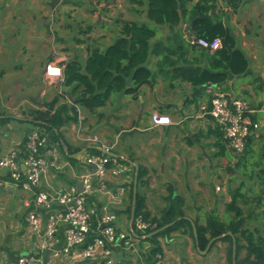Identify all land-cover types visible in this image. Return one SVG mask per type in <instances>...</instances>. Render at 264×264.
<instances>
[{"label":"crops","instance_id":"obj_1","mask_svg":"<svg viewBox=\"0 0 264 264\" xmlns=\"http://www.w3.org/2000/svg\"><path fill=\"white\" fill-rule=\"evenodd\" d=\"M37 1L35 0L34 3L37 4ZM218 5L227 9L225 0H218ZM37 6L41 13L33 14L28 21V25L34 31L42 28L47 32V35H50V28L53 27L55 41L62 34H65L67 44L70 39L73 40L72 45L68 44L63 48L70 50V53L65 52L66 55H60L53 51L41 59V74L46 81L50 79L49 84L56 83L57 78L46 75L47 63L61 65L59 66L61 68L64 63L72 60L78 61L82 65L85 64L91 52H104L121 36L120 30L125 21L146 22L152 24V27L154 26L146 18V0H58L54 9L49 8L51 13L59 9L58 14H62L59 15L60 19L47 16V11L42 4ZM68 6L75 8L82 6L84 9L82 14L74 15L69 13ZM75 18L78 21L73 23ZM224 22L231 29L236 45L244 51L248 67L244 73L238 76L229 75L221 83L220 88L228 94L246 101L252 111L249 114L251 119L264 125V0H241L238 9L233 13L229 11ZM50 23L52 24L50 25ZM187 24L185 22L181 24L186 31H188L185 29ZM155 27L156 35L152 39V43L163 41L169 33V29L166 27ZM189 33V36H193L191 32ZM175 56L172 55L173 58ZM160 57V55L152 54L148 60L147 66L155 72L157 71L151 84H143L131 93H110L103 106L91 110L89 114H84L85 120L83 119L80 128L77 127L75 130V125L71 126L73 131L68 138H64L63 149L66 152L68 147L65 146L68 144L70 150L75 152L73 155L76 156L80 168L79 173H81L78 175L70 172L73 175L71 179L66 180L63 170L65 167L72 170V167L63 157L59 146L56 145L63 169L62 171L61 169L58 171L49 170L46 175L41 176L40 188L51 192L76 182L83 172L91 169V166L80 162V157L89 152L88 147L97 146L92 144L89 139L92 136L98 137L101 143L110 146L111 155L118 160L125 161L128 170L125 175L113 177L108 181L110 189H114L116 186L125 188V192L120 198L108 199L107 196L96 192L92 194V197L97 204L107 203L110 209L116 213V225L127 232H130L131 227L132 200L130 201L129 191L131 182L133 185L135 178L137 182L136 167L138 170L139 165L147 168V171L146 178H142L143 182L137 184L136 190L145 196L149 209L154 210L150 209L152 214L157 216L160 208L164 207L163 203L157 209L159 204L156 201L166 195V185L171 183L174 191L184 198L185 217L192 222L197 219L201 223V220H204V211H206L205 201L208 208L216 200L215 191L212 189L213 184L216 180L217 182L223 181L228 173L232 174V172L227 173V167L232 166L229 163L236 160L228 145L220 138L221 136L217 135L216 128L212 126L211 116L202 109V106L206 104L207 97L203 96L201 99L199 96L195 100L194 96H198L200 89L194 88L188 81L180 78L172 80V86H169L168 80L157 70L159 66L157 61ZM186 57L188 60L186 65L192 58V64L204 65L206 62L205 58L201 60L194 58L190 51L187 52ZM179 65H183V62L181 61ZM253 80L254 82H252ZM127 85L130 87L131 83L128 82ZM55 86L57 89H61L58 84ZM254 86H259L262 89L260 92L262 96H259V100L256 98L259 90L255 92ZM247 90L250 91L248 94L254 96L252 97L255 100L253 105H250L249 101L242 97ZM186 96L187 99L184 101ZM66 102L70 103L68 99ZM59 103L61 104V102ZM62 104L66 103L62 102ZM40 107L46 108L45 102L41 103ZM153 112L169 117L170 123L154 126L150 120V114ZM0 116L10 117L7 122L0 123V154L9 152L11 149L22 148L26 135L30 131L27 129L23 130L20 135L15 134L14 130L18 129L19 123L23 121L22 117L20 119V116L14 113H1ZM128 132L131 133L130 138L139 136L138 142L122 140L121 136ZM146 134H149V138L147 142H144ZM198 136H201V140L207 143V149L198 142ZM76 175H78L77 180L75 179ZM0 181L2 182L0 186V264L13 261L20 255H34L45 260L49 257L50 251L39 249L40 231H31L26 223V216L29 211L35 209L41 218L42 231L48 215L57 205L54 203L49 208H37L34 204L33 193L15 186L4 171L0 172ZM65 181H67V185H65ZM187 187H190V193L186 192ZM15 205L23 207L22 220H18L15 216L18 215L17 208L12 212L13 220L5 221L3 215L9 212L10 206ZM145 237L147 236L131 233L127 243L116 245L112 253L114 264H138L139 259L145 264L152 262L154 257L140 255L141 248L144 251V247H150V242L144 240ZM58 238L57 247H60L64 241L62 228L58 231ZM159 241L164 258L157 264H189L185 256L180 255V246L185 247L184 252H190L191 249L197 252L195 240L187 232L174 231L165 237H159ZM217 243L216 247H221V241ZM219 258L220 262L226 264L227 258L223 250ZM72 263L75 262L65 255H61L55 260V264ZM76 263L87 264L88 261L83 260Z\"/></svg>","mask_w":264,"mask_h":264},{"label":"trees","instance_id":"obj_2","mask_svg":"<svg viewBox=\"0 0 264 264\" xmlns=\"http://www.w3.org/2000/svg\"><path fill=\"white\" fill-rule=\"evenodd\" d=\"M240 2L241 0H225L227 9H224L218 5V0H146V18L154 26L146 22L125 21L120 30L121 36L104 52H91L83 65L75 60L64 63L60 88L70 87L67 91L72 97V102L56 107L55 104L59 98L67 94L57 89L55 96L45 103V109L33 110L31 120L35 126L48 132L51 140L59 146L65 160L72 165L77 163L76 156L73 155L75 152L70 150L68 144L65 146L68 147L67 151H64L65 139L61 130L62 126L76 122L78 107L83 106L91 111L103 106L112 92L131 93L143 84H151L157 71L147 66L150 55L161 56L157 61L159 65L157 70L170 82L169 86H172V80L176 78L188 81L196 89L208 82L220 86L229 75L238 76L244 73L248 67L246 55L236 45L231 29L224 22L229 11L235 12ZM183 22H192L191 28L197 37L207 39L219 37L221 46L215 50H209L191 45L190 33L181 26ZM155 26L166 27L169 33L163 41L152 43L156 35ZM188 51L196 59L205 58V64H192V58L186 65ZM172 55H176L175 58ZM181 61L183 65H179ZM128 82L131 83L130 87H127ZM9 119L10 117H1L0 123L3 124ZM215 130L223 140L221 131L218 128ZM87 150L91 153H100L93 147H88ZM234 155L235 163L233 166H228L227 170L232 172L234 181L239 180V184L230 187L232 201L226 205L228 211H233V216L219 218L210 212L205 215L203 223L197 219L191 222L184 217L186 214L184 198L174 191L171 183H168L167 194L163 196L165 206L159 217L151 216L150 211L145 208V196L136 190L130 232L147 236L144 240L154 244L150 251L152 255H155L162 252L157 238L165 237L174 231L187 232L195 240L194 225L198 250H204L212 238L230 231L231 234L220 238L229 242L227 257L230 264H232L233 239L235 264H264V231L258 227L251 229L245 225L248 217L257 216L253 208L258 209L264 198V128H257L249 134L243 151ZM118 161L125 163L121 159ZM145 174L146 168L139 165L137 184L143 182L142 177ZM236 174H241L243 177L239 178ZM255 184L257 188L252 187ZM130 187L131 201L132 182ZM240 204L248 205L246 215L243 214ZM250 204H253L252 208ZM262 213L264 210L261 211ZM137 219L148 224L142 232L136 227ZM172 221L175 222L170 226L149 235ZM243 249L246 250L245 255L240 257Z\"/></svg>","mask_w":264,"mask_h":264},{"label":"built area","instance_id":"obj_3","mask_svg":"<svg viewBox=\"0 0 264 264\" xmlns=\"http://www.w3.org/2000/svg\"><path fill=\"white\" fill-rule=\"evenodd\" d=\"M189 43L215 50L221 46V39L190 36ZM45 73L49 77L57 78V81L63 80L62 68L59 66L49 63L45 67ZM199 89L207 97L206 105L202 109L211 116L212 126L221 131L224 142L233 153L240 154L248 135L259 126L249 116L252 111L247 102L210 82L200 85ZM150 120L154 126L170 123L169 117L158 112H153ZM89 140L100 147L101 151L87 152L80 157L82 164L91 166L90 170L76 179L82 182V190H78L75 184L77 181L58 188L55 192L40 188L42 175H46L49 170H60L63 167L60 164L57 144L42 129L30 130L22 148L0 154V172L7 173L12 183L21 190L33 193L37 208H49L54 203L57 205L48 215L42 231L41 218L35 209L26 216V223L31 231H40L38 247L41 251L48 249L49 257L44 260L34 255H20L17 259L3 264H55V260L61 255L75 262L72 264L83 260H87V264H114L113 249L116 245L127 243L131 233L121 230L116 225V213L107 203L97 204L92 194L96 192L108 199L120 198L125 188L116 186L110 189L108 181L125 175L128 165L111 155L110 146L101 143L98 137L92 136ZM147 225L141 220L136 222V227L141 232ZM60 228L64 232V241L57 247Z\"/></svg>","mask_w":264,"mask_h":264},{"label":"rangeland","instance_id":"obj_4","mask_svg":"<svg viewBox=\"0 0 264 264\" xmlns=\"http://www.w3.org/2000/svg\"><path fill=\"white\" fill-rule=\"evenodd\" d=\"M35 0H0V114H9L14 113L15 115L20 116V119L22 117L23 121H21L18 125V129L14 130L16 135H20V133L23 130H31L33 128L41 129L40 127H37L34 125L31 118L33 117V110L35 109H45L44 107H40L41 103H46L49 100L52 99V97L55 96L57 85L60 86V81H57L56 83L51 82L49 84L50 79L45 80L43 75L41 74V59L44 58L48 53L55 51V53H58L60 55H66L65 52L70 53V50H64V47H67L68 44L72 45L73 40H69V43L67 44L65 39V34H62L57 41H55V36L53 33V27L50 28V35H47L44 29L40 28L36 31L33 30L32 27L28 25L30 17H32L33 14H40L41 11L38 9V4H42L44 9L47 11V16H51L55 19H60L62 14H58L59 9H57L55 12L51 13L49 1L50 0H38L37 4L34 3ZM56 6V4H55ZM50 7V8H49ZM40 8V7H39ZM54 9V8H52ZM70 14L78 15L82 14V10L84 9L81 7H73L68 6L67 7ZM50 10V12H49ZM68 13L67 11H65ZM66 16V15H63ZM89 19V18H87ZM78 20L76 18L72 21L73 23H76ZM31 24V23H30ZM52 23H50L51 25ZM57 24V23H56ZM152 26V24H149ZM59 36V34H57ZM80 37V35H79ZM49 64V63H47ZM46 64V65H47ZM55 66H61L54 64ZM63 69V66H62ZM63 73V72H62ZM44 79H43V78ZM254 82V80L252 81ZM170 82L168 81V84ZM254 84V83H253ZM167 86V84H166ZM70 88V87H68ZM68 88H61V90L65 91L67 94L61 96L58 100V102L55 104V106H59L61 102L67 103L72 101V97L68 95ZM199 88V86H198ZM199 90V89H198ZM255 92L259 90L258 95H256V98L259 100V96H262L260 92H262L261 87L254 86ZM249 90L243 93V98L249 101L250 105H253L255 103V100L252 99L251 94ZM200 98L202 99L203 96H205L204 92L201 90L198 91V96H194L195 100ZM206 97V96H205ZM187 96L185 97L184 101H186ZM261 103V100L259 101V104ZM248 104V103H247ZM206 105V104H205ZM203 105V106H205ZM249 105V104H248ZM101 107V106H100ZM77 109V120L76 122H71L69 124H64L61 128L62 134L64 138H68L73 129L71 128L72 125H75V130H77V127L80 128V126L83 124V119L85 120L84 114H89L90 111H88L86 108L78 107ZM97 109V108H96ZM151 117V114H150ZM19 118V117H18ZM80 124V125H79ZM264 128V125L259 123V128ZM131 133L128 132L127 134H123L121 136L122 140L125 141L129 140L132 142H138V137L130 138ZM135 135V134H132ZM201 136H198V142L204 145V148L207 149V143L205 141H202ZM149 138V134L145 135L144 142H147ZM194 138V137H192ZM201 151V150H200ZM207 153H209L207 151ZM235 161H232L229 163V165H234ZM72 167V170L68 167H65L63 171H65L66 180L71 179L72 175L80 174V168L79 165L72 164L70 165ZM63 169V168H62ZM61 169V171H62ZM184 169V167H183ZM58 171V170H55ZM147 171V168H146ZM70 172H73L71 174ZM231 172L227 170V173ZM75 179H77V176ZM237 175V174H236ZM242 178L243 175L238 174L237 177ZM142 178H146V175H144ZM217 179V178H216ZM147 180V179H146ZM67 185V181H65ZM239 184V180L234 181L232 176L228 173V176L221 182L215 181L213 184V188L215 191V202H212L207 208V203L205 201L204 206L205 210L203 215H206L207 213H214L219 218H224L229 215L230 217L233 216V211H228L226 209V205L231 203L232 199L229 193L230 187H235ZM252 187H256V184ZM259 187V186H258ZM257 188V187H256ZM165 192L167 194L166 188ZM187 193H190V187H187L186 190ZM213 198V195H212ZM145 205L146 209H148L151 213V216H155L152 214V211H154L152 208V211L148 207V202L145 198ZM213 201V200H212ZM157 209H159L163 203L165 206V201L163 200V197L159 199V201H156ZM155 203V204H156ZM252 208L253 204H250ZM150 206H152L150 204ZM243 214L246 215L247 207L248 205H242ZM132 207V206H131ZM18 208V215H15L18 220H22L23 216V207L22 206H10L8 208L9 212H6L3 215V219L5 221H10L12 219V212H14L15 209ZM162 208L158 211V215H161ZM264 210V198L262 199V202L260 204V207L253 208V211H255L254 214H257V216H250L247 218L245 225L250 227L251 229H254L258 227L261 231H264V213L261 214V211ZM27 214V212H26ZM157 215V216H158ZM158 216V217H159ZM205 218V216L203 217ZM140 219H137L138 221ZM204 220H201V223H203ZM149 236V235H148ZM161 237V236H159ZM159 237L157 240L159 241ZM218 241H221V247L218 246ZM149 242V241H148ZM192 242V240H191ZM160 243V241H159ZM193 244V242H192ZM154 246L150 242V247H144V251L141 248V254L142 257L145 256H151L154 260L152 262H147V264H157L160 263V261L163 260L162 252L156 253L155 255L151 254V248ZM229 246L228 240H221L216 239L213 240L208 248L204 249V252L201 253L203 250H197V252L193 249H191L190 252H184L185 247H181L180 255L185 256V258L188 260L189 264H223L220 262V254L222 250L226 254V264H230L228 257H227V247ZM161 247V245H160ZM162 250V247H161ZM246 250L243 249L240 253V257L245 255ZM188 253V255H186ZM138 256V255H136ZM162 256V257H161ZM138 264H145L141 262V259L138 260ZM136 264V263H132Z\"/></svg>","mask_w":264,"mask_h":264},{"label":"water","instance_id":"obj_5","mask_svg":"<svg viewBox=\"0 0 264 264\" xmlns=\"http://www.w3.org/2000/svg\"><path fill=\"white\" fill-rule=\"evenodd\" d=\"M57 3H58V0H50V1H49V5H50V7H52V8H54V7H55V4H57ZM191 25H192V22L188 23L187 25H185V29H187L189 32H191V34H192L193 36H196V33H194V32L191 31ZM1 117H4V116H0V118H1ZM93 148H95V149L101 151V148L98 147V146H93ZM136 172H137V167H136ZM75 184H76L78 190H82V189H83V184H82L81 181H77ZM136 185H137V182H136V178H135V180L133 181V197H132V207H131V224H132V220H133V212H134V206H135V201H136ZM184 217H185V216H184ZM185 218H186V217H185ZM174 222H175V221H172V222H170V223L165 224L164 226H162V227L159 228V229H156L154 232L150 233L149 235H152V234H154V233H156V232H158V231H160V230H162V229H164V228L170 226V225L173 224ZM191 222H192V221H191ZM192 225H193V224H192ZM193 232H194V236H195V243H196V245H197L198 242H197L196 230H195L194 225H193ZM227 234H231V232H230V231H227V232H225V233H223V234L218 235V236L215 237V238H212V239L209 241V243L207 244V247H206V248H208V247L210 246V244H211V242H212L213 240L219 239V238H221V237H223V236H225V235H227ZM202 252H203V251H202ZM232 264H235V241H234V239H233V246H232Z\"/></svg>","mask_w":264,"mask_h":264},{"label":"clouds","instance_id":"obj_6","mask_svg":"<svg viewBox=\"0 0 264 264\" xmlns=\"http://www.w3.org/2000/svg\"><path fill=\"white\" fill-rule=\"evenodd\" d=\"M63 70V69H62Z\"/></svg>","mask_w":264,"mask_h":264}]
</instances>
